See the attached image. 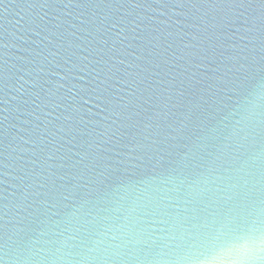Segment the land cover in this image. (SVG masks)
I'll list each match as a JSON object with an SVG mask.
<instances>
[{"label": "water", "instance_id": "95a60500", "mask_svg": "<svg viewBox=\"0 0 264 264\" xmlns=\"http://www.w3.org/2000/svg\"><path fill=\"white\" fill-rule=\"evenodd\" d=\"M261 2L0 0V264H186L217 213L264 238Z\"/></svg>", "mask_w": 264, "mask_h": 264}, {"label": "snow or ice", "instance_id": "6c2138e0", "mask_svg": "<svg viewBox=\"0 0 264 264\" xmlns=\"http://www.w3.org/2000/svg\"><path fill=\"white\" fill-rule=\"evenodd\" d=\"M243 7L244 5H240ZM251 6V5H248ZM259 7L264 8V0H262ZM264 19V17H262ZM203 139V137L201 138ZM195 147V145H193ZM212 163H215L213 161ZM201 181L196 184L189 185L187 191L186 205H192L189 211L192 213L191 220L198 221L200 216L198 215V205L203 202L207 189L199 187ZM207 183V181H203ZM231 199V197H229ZM179 217V214H177ZM240 213H217L213 216L211 224L205 222L202 227L206 229H214L215 231H208L197 233V236H204L202 243V251L193 255H185L181 259L186 264H224L226 261H241L248 262L253 259H264L260 255H257L256 244L257 237L255 235V229H249L248 231H240L235 226L239 218ZM187 219V216L184 217ZM179 223V219L176 221ZM193 228L198 227L196 223H193ZM260 242L264 244V238H259ZM261 252H264V248H261Z\"/></svg>", "mask_w": 264, "mask_h": 264}, {"label": "clouds", "instance_id": "9594fccd", "mask_svg": "<svg viewBox=\"0 0 264 264\" xmlns=\"http://www.w3.org/2000/svg\"><path fill=\"white\" fill-rule=\"evenodd\" d=\"M261 248H264V244H262L260 242L259 239H257V244H256V251H257V255L259 256V254L261 253ZM258 259H253L251 261H248L246 262V264H255V262L257 261ZM206 264V262H205ZM224 264H245V262H241V261H226L224 262Z\"/></svg>", "mask_w": 264, "mask_h": 264}]
</instances>
